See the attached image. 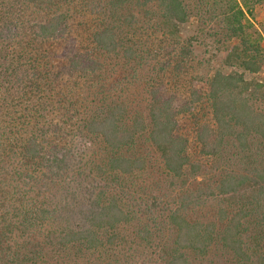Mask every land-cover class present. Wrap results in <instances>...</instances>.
<instances>
[{
    "label": "trees",
    "instance_id": "trees-1",
    "mask_svg": "<svg viewBox=\"0 0 264 264\" xmlns=\"http://www.w3.org/2000/svg\"><path fill=\"white\" fill-rule=\"evenodd\" d=\"M258 6L0 0V264H264Z\"/></svg>",
    "mask_w": 264,
    "mask_h": 264
},
{
    "label": "rangeland",
    "instance_id": "rangeland-1",
    "mask_svg": "<svg viewBox=\"0 0 264 264\" xmlns=\"http://www.w3.org/2000/svg\"><path fill=\"white\" fill-rule=\"evenodd\" d=\"M253 21L255 23L256 26L259 27V29H261L262 34L264 36V6H258L255 9L254 12V16H253ZM196 24L195 21L193 20V22H189L186 25L182 26V31L180 32V37H186V34H189L193 28H195ZM204 74L206 72H203ZM257 78L259 80H264V66L261 70V72L257 75ZM197 180L201 181L202 180V176H200Z\"/></svg>",
    "mask_w": 264,
    "mask_h": 264
}]
</instances>
